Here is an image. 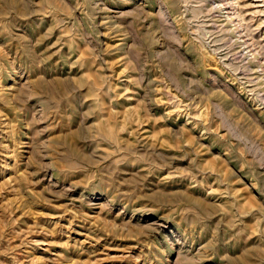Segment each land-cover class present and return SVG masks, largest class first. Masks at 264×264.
<instances>
[{"label": "rangeland", "instance_id": "1", "mask_svg": "<svg viewBox=\"0 0 264 264\" xmlns=\"http://www.w3.org/2000/svg\"><path fill=\"white\" fill-rule=\"evenodd\" d=\"M219 1L0 0V264H264V0Z\"/></svg>", "mask_w": 264, "mask_h": 264}, {"label": "bare ground", "instance_id": "2", "mask_svg": "<svg viewBox=\"0 0 264 264\" xmlns=\"http://www.w3.org/2000/svg\"><path fill=\"white\" fill-rule=\"evenodd\" d=\"M234 4L235 3H233L232 1L229 3V5H227V3H225V2H223L222 0H220L218 3H217V6L216 7H221V10L222 9H225V10H227V9H234L235 10V12L234 13H236L237 15H236V19L235 20H237V24H238V27H241V28H247L248 26H247V24H244L243 23V20H242V18H241V12H239V9H238V7H236V5L234 6ZM228 17H229V13L227 12V14H226ZM234 20V19H233ZM233 20H231V21H233ZM235 22V21H234ZM108 130V129H107ZM105 135H107V134H105Z\"/></svg>", "mask_w": 264, "mask_h": 264}]
</instances>
